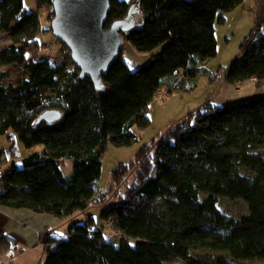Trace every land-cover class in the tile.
<instances>
[{"label": "trees", "instance_id": "16d2710c", "mask_svg": "<svg viewBox=\"0 0 264 264\" xmlns=\"http://www.w3.org/2000/svg\"><path fill=\"white\" fill-rule=\"evenodd\" d=\"M53 1L38 0L39 8L50 6L53 13ZM135 2L112 0L105 28L126 19ZM243 3L139 0L143 20L124 41L150 55L133 69L122 48L98 87L81 77L61 41L67 52L62 63L28 60L26 49L40 45V36L51 27L42 24L38 12L28 11L24 0H0V34L8 33L11 40L0 52V66L28 72L16 84H7L0 73V136L13 130L26 147L44 145L42 152L23 158L22 166L13 162L1 176L0 205L61 221L98 206L103 208L100 218L121 235L120 244H114L90 215L86 223L72 221L67 237L48 227L40 236L45 264H240L264 259V95L224 105L207 101L113 170L111 185H125L124 196L105 207L107 192L97 194L108 144L128 147L138 141L133 127L150 125L152 101L164 88L175 91L178 71L185 78L207 73L204 61L218 52L216 23H224L226 13ZM262 21L241 44L243 55L226 72L229 82L256 79L264 86ZM46 113L56 118L45 120ZM65 158L75 163L70 175L62 169ZM7 160V151L0 150V166ZM221 197L243 199L248 214L238 218L223 212ZM199 248L228 252L231 259L209 261L190 253Z\"/></svg>", "mask_w": 264, "mask_h": 264}, {"label": "rangeland", "instance_id": "374dc122", "mask_svg": "<svg viewBox=\"0 0 264 264\" xmlns=\"http://www.w3.org/2000/svg\"><path fill=\"white\" fill-rule=\"evenodd\" d=\"M123 1V0H120ZM133 2L135 0H124ZM25 8L30 12H38L44 26L51 27V18L54 17V11L50 6L45 5L39 8L38 0H24ZM136 24L143 20V15L138 9L134 14ZM264 20V0H244V3L234 10L226 13L224 23H216L215 33L217 37L218 52L214 58L204 61L207 73H200L194 78L184 77L182 70L176 74L177 88L172 93L167 89L161 90L150 105L148 115L151 123L146 128L134 126L133 130L138 136V141L132 146L116 147L112 143L102 159V172L98 179V195L102 197L107 194L103 200L105 207L118 201L121 196L127 193L125 185L112 186L111 179L113 170L121 163H128L135 159L137 152L147 143L156 139L159 141L165 134L178 123L186 119L189 114H193L201 106L211 101L214 104L224 105L226 103H236L252 99L256 96L264 95V88L242 84H233L226 79V72L232 63L239 59L243 54L240 46L248 36L255 25ZM261 31L264 34V21L261 23ZM40 45L31 44L26 49L28 60H37L40 58L51 59L55 63H62L67 54L66 49H61V42L55 38L51 32L44 33L40 36ZM11 45L8 33L0 34V52ZM123 56L130 66L135 69L142 65L149 57V53L139 52L130 41H124ZM0 73L5 75L7 84H16L27 78L28 72L25 69H19L15 65L7 67L0 66ZM184 77V80H180ZM171 83V84H173ZM242 90V91H241ZM247 90L258 92L253 96H245ZM7 151L8 160L0 166L1 176L12 166L13 162L22 166L23 158L35 153L42 152L44 145H34L26 147L18 138L17 134L10 130L6 135L0 136V150ZM61 165L64 173L70 175L73 172L74 161L72 159H62ZM1 183V182H0ZM107 192V193H106ZM106 193V194H104ZM219 206L223 212L230 216L241 218L248 214V205L243 199H229L221 197ZM101 207L94 206L85 213H77L69 220L61 221L53 217V226L44 224L45 218L29 210H11L7 215L2 216L0 221L6 223H17L18 232L11 234L0 233V264H45L47 257L40 244L41 233L46 228H53L62 237L68 236V228L72 221L78 223L88 222L89 215L96 219V227L104 228L108 240L114 244H120V233L112 223L104 222L100 218ZM49 215V214H48ZM8 221V222H7ZM104 226V227H103ZM2 236V237H1ZM10 240V241H8ZM190 253L193 256L216 261L219 258L231 259L228 252L212 251L209 249H192ZM240 264H264V259H253L240 261Z\"/></svg>", "mask_w": 264, "mask_h": 264}, {"label": "water", "instance_id": "95a60500", "mask_svg": "<svg viewBox=\"0 0 264 264\" xmlns=\"http://www.w3.org/2000/svg\"><path fill=\"white\" fill-rule=\"evenodd\" d=\"M53 7L52 34L68 47L81 77L91 78L98 86L120 57L125 34L137 25L134 14L139 0L126 19L115 21L110 28L105 25L112 0H54ZM42 118L53 121L56 116L46 113Z\"/></svg>", "mask_w": 264, "mask_h": 264}, {"label": "crops", "instance_id": "0c3cea01", "mask_svg": "<svg viewBox=\"0 0 264 264\" xmlns=\"http://www.w3.org/2000/svg\"><path fill=\"white\" fill-rule=\"evenodd\" d=\"M248 83H250L248 85H252L253 84L256 87H260L261 86V84L259 83V81H257L256 79H252V80L248 81ZM260 88L263 89L264 86L263 87L261 86ZM257 93L258 92H253V91L247 90V93L245 94V96L246 97L247 96H253V95L257 94ZM216 105H218V104H216ZM11 210H21V209H12V208L5 207V206L0 205V220L2 219V216L7 215L6 213H10ZM23 210H25V209H23ZM42 216L45 218V220L43 221L44 224H49V226L50 225L51 226L54 225V223H53L54 220H53V216L52 215L45 214V215H42ZM17 227H19V226L17 225L16 222H14V224H13L12 222L6 223V221H4V220L3 221H0V233L1 232H4V234H8V233L11 234L12 232L17 233L18 232Z\"/></svg>", "mask_w": 264, "mask_h": 264}, {"label": "snow or ice", "instance_id": "6c2138e0", "mask_svg": "<svg viewBox=\"0 0 264 264\" xmlns=\"http://www.w3.org/2000/svg\"><path fill=\"white\" fill-rule=\"evenodd\" d=\"M61 236H63V233H60Z\"/></svg>", "mask_w": 264, "mask_h": 264}]
</instances>
